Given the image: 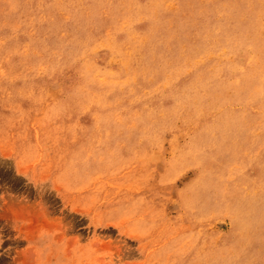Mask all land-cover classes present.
<instances>
[{
    "label": "rangeland",
    "instance_id": "obj_1",
    "mask_svg": "<svg viewBox=\"0 0 264 264\" xmlns=\"http://www.w3.org/2000/svg\"><path fill=\"white\" fill-rule=\"evenodd\" d=\"M0 264H264V0H0Z\"/></svg>",
    "mask_w": 264,
    "mask_h": 264
}]
</instances>
